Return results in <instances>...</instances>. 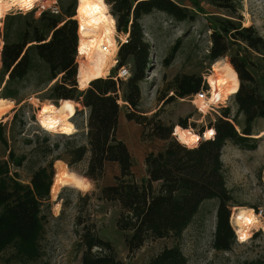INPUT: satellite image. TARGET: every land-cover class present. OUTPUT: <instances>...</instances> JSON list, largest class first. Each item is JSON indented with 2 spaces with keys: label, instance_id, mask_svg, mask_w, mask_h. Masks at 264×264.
<instances>
[{
  "label": "trees",
  "instance_id": "1",
  "mask_svg": "<svg viewBox=\"0 0 264 264\" xmlns=\"http://www.w3.org/2000/svg\"><path fill=\"white\" fill-rule=\"evenodd\" d=\"M104 3L110 7L116 31L126 35V40L118 47L115 66L116 71L130 65L131 75L126 81H115L113 75H108L92 80L83 90L77 88V24L72 19L75 5L71 4L58 14L42 11L37 18L31 14L6 16L0 48V86L3 84L7 95L1 98H12L18 84L32 73L40 75L43 72L44 82L56 81L51 86L50 99L73 100L80 104L81 110L75 115L86 113L82 134L70 136L64 152L57 154L53 161L63 160L71 167L86 158V168L80 179L81 192L89 190V180L96 181L105 175L107 165L116 167L112 184L100 189L99 198L117 205L115 228L129 257L148 242L171 240L173 245L164 246L147 264H186L180 248L181 237L202 204L211 199L217 200L212 247L228 251L234 243L229 224L232 197L223 174L222 148L227 141L239 143L249 139L253 123L264 119V88L248 70L246 59L239 54L231 56L228 64L239 81L232 97L236 113L244 118L241 133L230 121V109L224 108L202 137L198 135L205 140L200 139L192 147L179 143L172 137V125L165 124L156 113L148 116L138 111L140 83L145 79L151 55V46L144 38L140 21L152 11L162 12L175 22L192 21L194 14L172 0H104ZM216 5L229 11L233 7L228 0H219ZM209 30L211 45L207 57L211 63L224 58L233 45H244L252 52L264 53V40L253 26L244 27L233 20L220 19ZM202 83L199 76L180 74L172 79L168 88L173 92L172 97L185 98L197 94ZM120 98L127 110L125 119L141 127V140L165 144L145 155L146 178L140 181L133 173L127 146L117 136ZM178 125L187 128L182 120ZM207 130H212L213 135L205 136ZM52 152L46 149L44 155ZM45 170H37L31 178L37 193L49 189L50 174ZM88 198L86 194L80 200L86 202ZM0 205L4 206L0 215V249L12 240H31L39 229V206L32 190L17 184L11 190L1 187ZM75 224L80 227L76 231L81 253L79 264H125L117 257L113 245L99 236L94 222L78 215Z\"/></svg>",
  "mask_w": 264,
  "mask_h": 264
},
{
  "label": "rangeland",
  "instance_id": "2",
  "mask_svg": "<svg viewBox=\"0 0 264 264\" xmlns=\"http://www.w3.org/2000/svg\"><path fill=\"white\" fill-rule=\"evenodd\" d=\"M172 1L188 8L195 18L192 21L175 22L162 12L152 11L141 19L144 38L151 46V55L145 79L140 83L141 100L138 111L148 116L156 113L165 124L172 125L174 131L187 130L202 137L221 111L229 108L230 121L240 134L244 118L242 114L236 113L232 96L223 102L208 103L204 107L196 103L195 97L205 95L208 98L209 85L205 77L213 74V67L217 62L228 64L229 58L237 54L246 59L248 70L264 88V53L252 52L244 45H233L222 59L211 63L207 57L211 45L209 29L216 26L220 19H230L244 27L253 26L264 40V0H228L233 6L230 11L218 7L216 4H219V0ZM76 2L77 0H41L40 4L45 7L36 3L34 9L28 12L19 8L7 10L0 18V48L3 45L6 16L31 14L37 18L43 10L41 8L57 7L60 12L65 6H76ZM103 4L106 14L113 18L110 7L104 2ZM113 20L115 23L114 18ZM115 37L118 47L126 40V35L117 32L116 27ZM77 57L78 54L76 61ZM114 60L117 62V52ZM115 66L116 63L110 68L108 75L114 74ZM41 73H32L18 84L15 95L7 98L13 105L12 109L0 121V188L7 187L11 190L17 184L32 190L39 206V229L27 242L12 240L2 247L0 264H79L81 253L76 231L80 227L75 224L78 215L96 224L99 236L113 245L117 257L125 264H147L151 256L164 246H172L173 241L148 242L129 257L121 235L115 228L119 213L117 205L99 198L100 189L112 184L113 176L117 174L116 167L107 165L105 175L96 181L89 180V190L81 192L80 179L86 168V158L71 167L63 160L53 161L57 154L64 152L70 136L82 134L81 127L86 113L83 111L75 115L76 111L81 110V106L72 100L70 122L73 126L74 123L78 125V128L74 126L75 133H52L41 127L36 118L40 104L50 102L57 109L61 107V100L50 99L51 86L56 81L47 84L44 82V73L40 77ZM180 74L201 77L203 83L200 91L185 98L172 97L173 92L168 86ZM6 92L2 84L0 97L7 95ZM262 95L264 96V90ZM159 98L163 101H159ZM119 105V118L123 121L118 122L117 136L127 146L132 157L133 173L136 180L140 181L146 178L143 165L145 155L161 149L165 144L162 141H142L141 127L128 122L124 117L127 110L121 98ZM179 120L187 128L180 127ZM248 138L239 143L227 141L221 155L226 187L232 197L229 224L233 230L234 243L228 251H217L212 247L217 200L205 201L180 240L186 264H264V119H257L253 123ZM46 149H52V154L45 156ZM50 161L53 162L48 167ZM41 168L46 169L47 175L50 174V186L47 191L37 193L33 190L31 178ZM55 184L57 187L53 190ZM86 194L89 196L88 200L81 201L80 198ZM238 209L251 210L259 218L260 225L250 229L245 235L231 222V215L234 211L237 213ZM3 210L4 206L0 205V215Z\"/></svg>",
  "mask_w": 264,
  "mask_h": 264
},
{
  "label": "bare ground",
  "instance_id": "3",
  "mask_svg": "<svg viewBox=\"0 0 264 264\" xmlns=\"http://www.w3.org/2000/svg\"><path fill=\"white\" fill-rule=\"evenodd\" d=\"M104 0H77L73 18L77 21V73L76 80L79 90L88 87L92 80L105 78L112 66L118 50L115 37V23L106 14ZM41 0H0V18L4 12L19 8L28 12ZM41 7H45L43 4ZM209 85L208 98L198 95L197 104L200 107L208 103L217 104L233 96L238 89L239 81L235 71L227 63L217 62L213 74L205 77ZM12 103L0 97V121L12 109ZM60 109L50 102L40 104L36 118L41 127L48 132L71 135L75 128L70 122L72 101L61 100ZM179 142L188 147L195 146L199 136L187 130H176L174 133ZM213 135L209 130L207 136ZM57 185L55 184L53 190ZM231 222L246 235L250 229L260 225V220L251 210L238 209L231 215Z\"/></svg>",
  "mask_w": 264,
  "mask_h": 264
},
{
  "label": "built area",
  "instance_id": "4",
  "mask_svg": "<svg viewBox=\"0 0 264 264\" xmlns=\"http://www.w3.org/2000/svg\"><path fill=\"white\" fill-rule=\"evenodd\" d=\"M41 9H43L42 11H49L52 14H58L59 13V10L57 7H48V8H41ZM115 63L117 64L116 61H115ZM130 75H131V73H130L129 65H124V66H121L118 70H116L114 72L113 79L115 81L118 79L119 80H126L130 77Z\"/></svg>",
  "mask_w": 264,
  "mask_h": 264
},
{
  "label": "water",
  "instance_id": "5",
  "mask_svg": "<svg viewBox=\"0 0 264 264\" xmlns=\"http://www.w3.org/2000/svg\"><path fill=\"white\" fill-rule=\"evenodd\" d=\"M76 86H77V80H76ZM77 88H78V86H77ZM172 137L176 140V141H178L179 142V140H178V138H177V136L174 134V131L172 130ZM205 140V139H204ZM180 143V142H179Z\"/></svg>",
  "mask_w": 264,
  "mask_h": 264
},
{
  "label": "crops",
  "instance_id": "6",
  "mask_svg": "<svg viewBox=\"0 0 264 264\" xmlns=\"http://www.w3.org/2000/svg\"><path fill=\"white\" fill-rule=\"evenodd\" d=\"M111 71H112V70H111ZM107 76H108V75H107ZM119 121H123L122 118H121V120H120V118H119Z\"/></svg>",
  "mask_w": 264,
  "mask_h": 264
}]
</instances>
